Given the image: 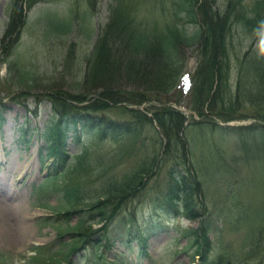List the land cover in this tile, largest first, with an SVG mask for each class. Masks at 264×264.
Wrapping results in <instances>:
<instances>
[{"label":"rangeland","instance_id":"374dc122","mask_svg":"<svg viewBox=\"0 0 264 264\" xmlns=\"http://www.w3.org/2000/svg\"><path fill=\"white\" fill-rule=\"evenodd\" d=\"M142 1L140 16L152 25L151 32L156 36L164 34V13L170 15L168 18L188 36L186 40L201 29L200 25H205L203 16L199 14L201 9L196 11L198 25L186 15L181 16L183 20H176V9L169 0H161L158 7L155 6L159 0ZM202 1H197L196 9L203 4ZM209 1L212 10L216 8L220 12L218 14L225 15L222 12L227 0ZM113 4L115 0H98L96 11L89 17L81 10L85 9L84 6L74 7L71 0L42 3L29 12L23 8L17 25L22 29L14 30L6 37L13 0H0V162L14 159L24 167L21 172L4 180L0 165V182L7 183L3 187L5 193H0L5 196L9 186L13 187L15 204L20 205L18 220L21 221L18 224L14 220L15 224L13 221L12 224L20 226L15 231L27 233L26 240L22 241L0 236V264H54L50 259L59 252H67L66 245L83 228L79 226L74 231L72 227L80 224L82 219L91 225L92 231H99L105 225L100 221L99 209L92 206L106 202L104 195L107 189H110L108 193L114 200L110 210L117 206V214L109 223V228L124 225V218L137 222L140 232L150 226L157 228L148 236V249L143 256L138 252L140 245L136 240L127 246L117 242L106 256L109 263H202L193 234L194 230L205 227L202 218L188 219L183 215L174 219L163 215L152 217L155 204L166 191L168 175L165 165H155L153 172L144 178V185L132 190L133 194L124 196L128 191L126 181L149 166L152 158L156 157L159 161L164 151L165 141L162 142L155 122L146 126L141 140L136 143L106 139L88 152L85 165L77 171L83 145L74 141L73 131L68 133L66 144L67 167L61 168L59 161L47 157L46 138L55 117L47 95L63 93L101 99L98 95L102 90L100 86L91 91L85 87L87 58L94 49L101 28L109 20ZM22 5L25 3L22 2ZM151 8H154L153 13H150ZM88 29L90 36L85 34ZM232 34L228 38L233 57L231 66L234 68L231 85L236 80L240 61L264 44V32L247 36L241 26H236ZM183 40L179 42L182 45V72L194 75L204 58L205 39L201 36L192 45L183 43ZM139 82L122 81L116 87V97L133 98L144 94L146 88L157 89L154 84L140 85ZM149 95L147 102L142 104L143 109L138 111L150 118L152 114L148 110L160 104L152 98L151 92ZM177 97L169 98L173 101L170 103L181 101L182 96ZM182 99L183 107L192 108L190 97ZM104 103L107 109L100 113L103 116L116 122H133V115L122 110L124 106L107 103L108 107ZM207 105L209 103L202 111L205 117L195 112L196 116L186 115L185 128L189 127L191 167L204 185V206L211 211L206 227L210 230L209 259L212 264H264V140L260 138L262 135L249 131L241 139L215 131L217 126L207 113L211 112ZM257 109L254 107L251 110L253 115ZM195 122L207 126L190 127ZM232 124L249 126L252 121ZM50 175L54 179H50ZM74 186L79 187V192L70 197L69 188ZM66 212L72 214L63 217L61 214ZM199 213L204 211L200 209ZM118 228L122 230V236L127 234L128 229ZM132 230L137 233L136 226L131 227V233ZM101 240L100 232L91 237V241L97 244ZM38 246L44 247L36 251ZM87 255L90 253L85 252L84 260L80 262L75 258L73 263H85Z\"/></svg>","mask_w":264,"mask_h":264},{"label":"trees","instance_id":"16d2710c","mask_svg":"<svg viewBox=\"0 0 264 264\" xmlns=\"http://www.w3.org/2000/svg\"><path fill=\"white\" fill-rule=\"evenodd\" d=\"M49 1L54 0H13L12 22L6 32V37L20 28L17 27L18 17L21 19L23 8L31 10L36 5ZM73 1L77 5L85 3V6L92 12L96 11L98 5V0ZM162 1L164 2V0ZM169 1L176 9L174 15L176 20L178 18L183 20L181 16L186 15L187 18L198 24L195 19L196 11L201 9L199 14L203 16L205 25H200L201 29L190 36V39H185L188 36L174 21L168 18L170 15L166 16L167 13H164L162 22L164 34L154 35L151 32L152 25L140 16L142 0H115V4L110 8L109 21L102 28L94 51L88 59L85 77V87L88 91L93 90L96 86L102 88L98 92L101 99H86L85 95L63 93L48 95L49 100L53 103L55 115L60 120L50 132L48 157L59 161L61 168L67 167L66 134L69 130H73L76 142L83 145V153L79 158L80 164L76 168L77 171L85 165L88 152L106 139L116 140L115 142L123 140L128 143L132 140L136 143L137 140H141L146 126L155 122L160 129L159 135L162 142L165 141L164 151L159 157V161L156 157L152 158L149 166H145L126 181L128 182L126 184L128 191L124 196L133 194L132 190H135L139 185H144V178L153 172V169L156 168L155 165L161 167L165 165L168 175L166 191L155 204L152 217H162L161 215L165 214L171 217L184 215L202 218V225L205 227L194 231L193 234L196 238L195 244H198V251L203 254V264H209L207 256L210 245L209 229L206 228L208 218L206 220L205 213L207 215L210 213L204 206V185L191 167L193 161L188 143L189 127L185 128L186 116L168 105L171 101L169 98L173 97L171 95L177 87L179 75L183 71V63L180 58L182 45L180 46L179 42L184 39L183 43L192 45L201 36L205 39L203 42L204 58L196 70L190 93L192 104L190 109L203 115V108L209 103L207 108L211 111L210 113L228 122L245 117V114L256 107L258 109L254 111L255 117L264 122V50L257 54H248L243 58L239 64L236 84L230 85L233 57L230 55L232 49L228 42V38L234 35L232 29L236 26H241L247 35L262 31L264 28V0H230L222 12L225 13L224 16L218 14L220 12L216 8L212 10V3L209 0H203V4L197 9L198 0ZM22 2L25 5L21 6ZM160 3L161 0L155 7ZM153 11L154 8H151L150 13ZM124 80L140 81V85L154 84L157 89L146 88L144 94L132 96L133 98L116 97L118 95L115 93L116 87ZM150 92L153 94L152 98L160 104L152 106L148 110L152 114L150 118L143 112L125 107L122 110L133 115V122H116L100 114L107 109L104 102L106 105H108L107 103L115 105L127 103L139 106L147 102L146 99L150 96ZM164 98H166L165 101ZM84 103L87 104L83 105ZM175 103L180 102L177 100ZM193 126L196 128L205 127L204 124L196 122L190 127ZM252 128H256L258 130L256 133L262 135L260 138L264 140V126L255 125ZM233 132L244 136L239 131L233 130ZM78 188L77 186L70 187L68 195L76 196L79 192ZM109 191L110 189H107V193L104 195L106 202H110L109 204L102 201L92 206L99 209L100 221L106 222L104 228H100V231H92L91 225L86 224V220L82 219L80 224L72 227L75 231L79 229V226H83L78 231L79 233L74 234L72 242L66 245L69 252L61 254L60 257L55 256L51 260L55 259L57 263H70L72 259H69V254L81 252L87 248V245H91L92 254L86 258V262L92 264L97 260L99 249L110 246L117 239L115 233L118 232V226L108 227L117 214V206H113L114 208L110 210L114 200L112 194L108 193ZM200 209L204 213L200 214ZM70 214L72 213L66 212L61 215L64 217V215ZM123 220L125 228L136 226L138 229V223H132L125 218ZM99 232L102 240L97 244L91 241V237ZM138 232L137 234L142 233L139 229Z\"/></svg>","mask_w":264,"mask_h":264},{"label":"bare ground","instance_id":"6f19581e","mask_svg":"<svg viewBox=\"0 0 264 264\" xmlns=\"http://www.w3.org/2000/svg\"><path fill=\"white\" fill-rule=\"evenodd\" d=\"M0 165L2 166V171H4L2 175V179L7 180L9 175H14L18 172H21L24 167L20 163L16 162L14 159L9 160H1ZM7 183L5 181L0 182V192L5 193L3 187L6 186ZM13 187L9 186V190L7 191L5 196H2L0 193V236L6 237L9 240L12 239H20L26 240L27 233L22 231H15L16 228H20V226L15 227L14 220L19 224L21 220H18V214L21 212L20 205L15 204ZM16 192V191H15ZM13 221V224H12ZM17 225V224H16Z\"/></svg>","mask_w":264,"mask_h":264}]
</instances>
